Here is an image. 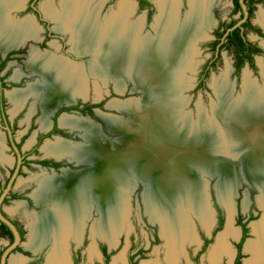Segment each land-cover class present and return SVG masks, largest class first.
Returning a JSON list of instances; mask_svg holds the SVG:
<instances>
[{
  "label": "bare ground",
  "instance_id": "6f19581e",
  "mask_svg": "<svg viewBox=\"0 0 264 264\" xmlns=\"http://www.w3.org/2000/svg\"><path fill=\"white\" fill-rule=\"evenodd\" d=\"M123 1L122 11L106 17L104 22L100 21L98 5L91 9L90 5H81L79 0H63L66 14L62 18L49 2L43 6L48 14L51 13L54 18L60 19L59 29H74L73 48L80 53L88 52L92 55L90 65L94 75L117 78L119 88L129 76L135 83L134 90H143L148 100L116 104L120 111L123 110L129 115L130 120H118L110 116L106 118L112 131L130 132L133 138L131 137L129 142H123V139L120 142L117 139L108 143L107 139L102 141L98 132L96 135L94 132L92 136H85L89 146L95 150L90 149L92 147H75L73 144L61 142L45 144L44 151L47 154H67L73 159L89 157L94 160L93 169L68 174L70 179L65 182L59 178H39V189L43 195L37 194V200L41 203L48 200L55 205L50 213L46 214L44 224L50 222V226L54 227V235L58 237L53 243L47 264L69 263L65 240L70 234L79 239L82 222L88 212L86 207L92 199L103 203L104 225L100 222L97 225H102L104 229L111 225L105 234L101 235L114 244L117 234L113 239L109 236L114 231L115 222L121 218L119 209L123 201L120 197L123 193L131 191L133 184L138 181L149 182L147 197L154 209L156 208L157 216L165 217L161 227L169 242L167 257L172 264H176L175 254L180 251L182 241L194 238L191 223L184 216V212L192 211L205 227H209L212 221L205 184L191 177L188 166L197 168L198 172L204 174L220 176L222 169L227 170L226 167L232 163L230 159L226 160L222 155L217 167L210 170L204 163L209 155L215 158L216 152L220 153L221 141H228V153L233 151L235 156L241 158L245 164V175L249 177L251 184L258 189L259 185H263L259 189L263 191L259 200L264 208V184L258 183H264V91L261 92L256 83L250 81L249 75L246 76L245 84L251 95L246 104L251 106H243L245 101L240 99L239 103L232 104L231 95L227 90L228 82L225 84L227 69L222 76L224 83L219 82L223 105L221 110L217 109V121L203 119L204 115L201 114V124L180 122V112L177 108L179 102L175 100L177 95L174 92L180 90L178 85L182 79L177 80V77L182 78L180 69L188 66L186 56L193 53L194 39L205 32L210 23L208 8L212 0H191L192 11L183 20L179 16L178 0H159L162 14L161 17L155 15L158 23L155 26L156 35L144 37L140 35L141 23L127 22L131 5L130 0ZM20 5L19 0L12 3L0 0V45L5 49L17 45L28 36L37 37V27L32 21L23 20L16 24L9 20L12 8ZM258 18L264 24L263 12L259 13ZM31 53L28 61L30 67L40 71L44 77L42 89L40 86L32 88L33 92L36 90L35 92L44 98L45 113L42 121L40 120L44 126L53 102H71L77 94L86 96L88 82L81 65L34 49ZM182 55L186 62L182 61ZM15 97L13 101L18 104L19 99ZM61 122L81 126L79 120L71 116L62 117ZM218 128L222 132H219ZM229 156L232 159L231 154ZM233 169L229 168L230 171ZM197 177L199 179L198 175ZM218 183L220 200L231 210V194L233 191L234 195L236 193L237 177L232 172ZM184 207L188 209H183ZM232 217L231 215L230 223L222 234L225 239L239 233V230L233 227ZM36 223L31 227L33 233L28 242L31 248L40 247V242L44 241V234H41L44 224L40 226ZM251 226L256 238L247 241L244 250L254 256L244 264H254L256 260L264 258V213L262 218L256 223L254 221ZM120 231L117 229V233ZM223 254H233L227 239H223L213 252L212 264H218ZM12 262L17 264L18 261L12 258Z\"/></svg>",
  "mask_w": 264,
  "mask_h": 264
},
{
  "label": "flooded vegetation",
  "instance_id": "af4514ba",
  "mask_svg": "<svg viewBox=\"0 0 264 264\" xmlns=\"http://www.w3.org/2000/svg\"><path fill=\"white\" fill-rule=\"evenodd\" d=\"M10 1L11 0H9V2ZM19 1H21V5L12 8L8 18L9 20H11L13 23L16 24H19L23 20L32 21L35 27H37V37L28 36L23 40H21L17 45H14L13 47H10L8 49H5L3 48V46L0 45V47L3 48V49L0 48V153L2 154L0 156V198L3 195L5 189L8 187L14 174L17 173L16 177L12 182L9 192L6 194L3 201L1 202L0 209L2 214L16 225L23 242L26 234V229L21 225L20 223L21 220H19V217L17 216L13 217L6 210V206L11 205V203L19 204L20 202H22V204H24L25 207L24 205L23 206L20 205L17 209H15L16 212L19 210L20 213H23L27 217L29 216L28 217L29 219H34L32 221L33 223L37 222L36 224L41 226L45 223V218L47 216L46 214L48 212L50 213V211L52 210L53 203L48 200L47 201L45 200L43 203H41L37 200L38 198L37 194L41 193L43 195L42 190L39 189L40 188L39 178L43 176H44L43 178L46 177H51L54 179L59 178V180L61 179L65 182L70 179L69 178L70 174L83 173L94 166V160L93 159L91 160L89 157L88 159L86 158L73 159L70 157V155L67 154L58 155V156L54 154H47L44 151L45 144L53 141V142H61L65 144H73L75 147H83V146H85L86 148L92 147L89 146L88 139L84 135L86 133L84 129H82L81 127L87 129L86 136L88 135L92 136L94 132L96 133V130H94L93 128L97 129L99 133V134L97 133L99 138L107 139L108 143H111L112 141L115 142V139L113 140L111 138H107V136L104 135V132L109 133L110 136L112 134H115L116 136L118 135L117 139H119L120 142L121 139L124 140L123 142L125 141L129 142L130 139L133 138V136L126 133H123L122 135L121 131L116 132L110 129L108 121L106 120V115H111V116L114 115L103 114L102 112L103 110L100 109V108L103 109V107H105L106 104L105 97L104 96L98 97L97 99H92L91 97L93 93L95 81H94V77L92 76V74L94 73L92 72V70H90V67L88 66L89 56L84 55L87 52L80 53L79 51L73 48L74 47L73 42L75 39L74 29L72 28H69L67 30L59 29V25L61 23L60 19L57 20L56 18H54V16L51 13L48 14L43 7L44 4L49 2L50 4L53 5L54 10L57 11L59 13V16L62 18V16L66 14L63 0H45L44 2L43 0H19ZM178 1H179L178 6H179L180 14L181 13L183 14L184 7H187L188 11L190 10L191 0H178ZM244 1L247 6V11H248L247 16H245V12L243 10L242 5H241V10L235 11L234 0H232L233 8L231 11L230 18L224 19L218 17L217 19H215L213 16L214 21H212L211 19V25L205 28L204 30L205 34L201 36L202 38L200 40L197 41L198 44L201 40L206 39V41L202 42L200 45L203 48V51H206L208 54L199 64L200 66L197 72V83L193 89L194 93L198 91L205 92L208 89V80L212 77L213 73L218 68L219 63L223 58L224 51L232 52L233 61H234V73L238 80L241 79L242 72L246 67L248 68L247 73H249L250 76L252 72L258 74L257 58L261 57V61L264 59V46L258 40L252 39L250 37V34L257 36L258 38L264 37V25L260 21H258L259 24H256L254 22V14L256 8L260 5H264V0H244ZM123 2H124L123 0H79V3L81 5L83 4H85L86 6L90 5L91 9L94 6L98 5L100 7L99 15L101 22L102 21L104 22L106 20V17L108 18L114 13L121 12L123 9ZM214 3L215 1H213V6L211 8L212 15L214 14L213 12L215 7ZM129 5H131V9L130 12L128 13L127 21L130 23L140 20L141 21L140 28L141 31L143 32H146L147 23H149L153 17L155 6L157 11L155 15L157 16L160 13H162L159 0H134V2L130 0ZM187 12L185 13V15L187 14ZM137 14H142V15H140V17H138L136 20L131 21V17H134V15ZM236 15L238 16L235 17ZM245 17H246L245 21L242 22L241 25L236 26L239 27V30L238 31L236 30L235 34L232 35V38L229 39L227 33L228 24L235 21L234 25L231 28H229V30H233L236 28L234 27L236 23ZM153 19L155 22V17ZM244 23L246 24L242 26ZM206 31H208V33H206ZM0 42L2 41L0 40ZM247 43H251L252 47L249 48ZM197 44L196 47L198 46ZM33 49L39 52L50 53L55 56H60L67 59L70 62L81 65V67H83L84 69L83 71L84 75L86 76V79L89 81L88 98L87 96L81 97L78 96L79 94H77L75 99H73L71 102L54 101L50 107V111L46 116L47 121L44 126H42L40 122V120L42 121V117L44 116L45 113L43 106L44 98L42 97L43 100L42 102L40 97L42 95L40 93L35 92L36 90L34 92L32 91L33 87L36 86L41 87V84L43 83L44 80L43 75L41 74L40 71L33 70L31 67L29 68L27 62L31 58L32 55L31 51ZM11 61L14 64H17L19 62L23 64L22 66L23 68L19 69L21 71L16 72L17 76L15 75L14 78L12 79L10 78V74L8 72V64ZM196 65H197L196 61L191 63L190 68H188L190 69L189 72H192L194 68H196ZM26 77L32 78V81L30 83H27V87H24V89L17 90L20 86L19 83L25 80ZM254 79L258 83L259 80L257 81V78ZM13 87L17 89L14 91H8ZM110 87H111L109 89L110 94L118 93L122 96H127V98L124 97L125 100H122L123 98L120 99L122 102L129 101L130 100L129 96L131 94L136 93V91L134 92L132 91V88L130 89V85H128L125 88L124 93H119L115 85ZM187 89L188 88L185 87L183 92H185ZM12 95L14 97L16 95H19L15 97L19 99L18 104L13 101L14 97H12ZM143 95L144 94H142V96ZM133 99L134 98H132V100ZM32 100L33 102L31 103L29 109L30 111L27 116V121H29L27 122V124L30 127L26 132L22 131L19 133L18 116L20 112L23 109H25V107L28 105V102ZM11 107H13V109H10ZM107 107L109 109L116 110L117 112H121L125 116H127V119H124L125 121L130 120L129 115L124 111H120L119 109L110 107L109 103ZM40 112H41V117L38 119V123L33 122V119L28 120L29 117L31 116L33 117L35 114H40ZM100 114H102V116ZM64 116L74 117L75 119L79 120L81 126L63 124L61 122V119ZM84 116L87 117V120H83L82 117ZM22 123H26V121ZM36 124L40 125V129L33 134V136L30 138L27 146L24 149L23 146L27 140V137L30 131H32V129L36 126ZM90 126L92 127L91 130H90ZM113 137L114 135H112V138ZM48 139L50 140L47 141ZM90 149L95 150V148L93 147ZM88 154L90 155L91 151L88 152ZM216 156L218 155L216 154ZM26 170L27 171L38 170L40 174L32 175L31 178L29 179L30 182H28L30 184L27 187L23 189H17L18 178L19 176L23 175ZM192 170L193 168L190 171L192 172ZM43 178H41V180H43ZM217 185H216V192H217V197L220 200L219 193L217 191ZM146 191L147 190L145 189V192ZM145 192L143 194V198L146 196ZM130 197H131V193H130ZM222 204L224 203L222 202ZM214 205L217 210V224L212 231H211L212 228L211 224H210L211 227L209 226L210 228L206 227L209 228L208 231L210 233V237L202 235L203 237L201 239L203 241V245L201 249L198 251V253L192 258L195 264H201V260H200L201 255H203L207 251L209 246L212 244L216 234L218 233V231H220L223 228L225 224V217L223 211L221 210V208L217 203H214ZM209 206H210V202H209ZM86 208L88 212L86 214L85 219L82 222V226L80 230L81 234L79 239L77 240L74 239L73 237H70L71 239L73 238L74 240H77L79 242L78 247L80 248L77 251L73 252L71 264H79L82 261L83 251L81 248L86 246L88 239H90V237L94 239L99 236L100 238L105 239L103 238V235H101L100 230H98V228L97 229L95 228V225L97 226L99 222L103 224L102 222V219L104 217L103 203L102 202L97 203L95 199H92V201L88 203ZM31 209L34 210L32 211ZM121 209H119L120 213L122 211ZM183 209H188V208L184 207ZM184 216L188 220L185 213ZM254 218L255 216L253 215V213H250L247 222L240 213L238 214L237 223L238 225H240V236L239 233L236 236L239 237L237 238L236 249L232 264H235L238 258L240 262L239 264H241L242 262V259L244 257L245 243L247 238L249 237V223ZM154 219L159 220L157 217H155ZM32 222L29 223V229H30L29 238L30 235L33 233L31 227L34 224ZM122 222H123L122 218H118L117 222H115L116 226L114 230L117 229L120 230L122 227ZM3 224L5 223L0 219V236L2 238L8 239V244L0 252V264H1V257L3 252L14 241V233L13 232L12 234L9 233L7 231V228L4 227ZM47 225L49 227L45 228V226ZM110 226L111 225L109 224V226H107L104 229L103 226L101 225L99 228H101L103 232H106V229H109ZM8 228L10 229L9 226ZM53 229L54 227L50 226V222L46 225L44 224L41 231V234H44V241L40 242L41 243L40 247L31 248L27 242V247L31 250L30 252L23 250L22 245H19L12 252V254L14 252L21 251L22 252L21 254L24 257H27L25 259L26 261H28L27 264H38L42 262L43 258L45 259L46 262L45 264H47L48 260L46 261V258L49 257L52 248V242L50 241V239L51 237H56V235H54ZM116 233L117 231L116 232L113 231L112 235H110L109 237L113 239L114 238L113 234L116 235ZM121 235L119 236L118 240L120 239ZM161 235L162 237H164L163 234ZM161 235L157 232V230L154 232L153 238L150 241L148 249L161 242V237H160ZM12 238L13 241L11 242ZM107 240L106 242L108 245L101 244L99 245V248L97 247L101 255L105 257V264H109V258L111 257L110 254L112 253L110 252L111 250L108 249V247L115 246L113 244V241H109V240L107 241ZM183 243H182V248H183ZM148 249H146V247L143 246H138L133 241L128 251L127 264H136ZM185 252H186V248H185ZM9 261H10L9 264H11V257ZM167 263H168L167 260H165L164 264Z\"/></svg>",
  "mask_w": 264,
  "mask_h": 264
},
{
  "label": "rangeland",
  "instance_id": "374dc122",
  "mask_svg": "<svg viewBox=\"0 0 264 264\" xmlns=\"http://www.w3.org/2000/svg\"><path fill=\"white\" fill-rule=\"evenodd\" d=\"M12 1L13 0H11L10 2L12 3ZM44 1L45 0H43V2ZM132 1L134 2V0H132ZM213 1H215V3H214L215 7H214V11H213L214 14L212 15L211 8L213 6ZM190 4H191V1H190ZM232 8H233L232 0H212L210 6L208 8V13H209L212 21H214L213 16L215 19H217L218 17L224 18V19H229L230 15H231ZM178 10H179V6H178ZM187 11H188L187 7H184L183 14L182 13L180 14V11H179L180 15L179 14L178 15L181 17L180 19L183 20L185 18V16L188 13H190L192 10L190 8V10L188 12ZM161 12H162V10H161ZM186 12H187V14L185 15ZM260 12L264 13V5H260L256 8V11L254 14V22L256 24H259L258 21H260V20L258 18V15ZM156 13H157V11H156V6H155L153 17H152L151 21L149 23H147L146 32H143L140 30V35L142 37L147 36V35H150V36L156 35L155 26L158 23H156L157 19L155 20V22L153 19L155 17ZM142 14L134 15V17H131V21L136 20ZM161 14L162 13L159 14V17H161ZM237 16L238 15H236L235 17H237ZM131 23L132 24H136V23L140 24L141 21L137 20L134 22H130V24ZM210 25H211V20H210V23L208 26H210ZM151 26H152V28H151ZM206 33H208V31H206ZM204 34H205V32H202L198 38L194 39V46L192 48L193 53L186 56L188 66H187V68L184 67V69H180L179 74L182 76V78L177 77V80L182 79L181 83H179V85H178L180 90L178 92H174L177 95L175 97V100H178V102H179V107H177V108H179V112H180L179 114L181 117L180 122L182 124H184L186 121H189L190 124H193V125H198V124L203 123L201 121L202 120L201 114L204 115L203 119H207L208 121H215L217 118H219V115L217 114V109H220V107L223 105V103H222L223 100L221 98L222 93L219 91L220 90L219 89V82L221 81V83L222 82L224 83L222 76L226 72L227 69H228V74L226 75L227 78H226L225 84L228 82L229 87L227 90H228L229 94L231 95L233 105L239 103L241 100L242 102L245 101L242 104L243 106H247V107L251 106V105L246 104L247 98H249L251 95V93L248 92V86L245 84L247 75H249L250 81H253L256 83V85L258 86V88L260 89L261 92L264 91V59L261 61V57L257 58L258 74L253 73L251 70L252 73L250 76V74L247 73L248 68L246 67L242 72L241 79L238 80L235 73H234V61H233L232 52L224 51L223 52V58L221 59L219 65H218V68L215 70L212 77L208 80V89L205 92L198 91V92L194 93L193 89L197 83V72H198V69L200 66L199 64L202 62V60L208 54L206 51H203V48L200 45L202 42L206 41V39L201 40L197 44V41L200 40L202 38L201 36H203ZM250 37L254 40H258L264 46V37L258 38L257 36H255L253 34H250ZM196 44L198 45L197 47H196ZM0 48H2V47H0ZM197 51L199 52V54ZM87 53H85L84 55L89 56L88 66L90 67V70H91L90 64H91V60H92L91 59L92 55L89 53L87 54ZM184 55H182V61L186 62L185 60H183ZM195 61L197 62L196 68H194V70L192 72H189L190 69H188V67H190L191 63H193ZM89 62H90V64H89ZM28 65H29V63H28ZM22 66H23V64L21 62L14 64L11 61L8 64V72L10 74L11 79L14 78V76L16 75V72L21 71L19 69L23 68ZM30 66L31 65H29V68H30ZM82 70L84 71L83 67H82ZM92 76L94 77V81L96 83V84L94 83V89H93V93L91 95L92 99H97L98 97L104 96L106 99V101H105L106 104H105V107H103V109L102 108H100V109L103 110L102 111L103 114L114 115V116H111V115L107 116L106 115V118L111 116L112 118L115 117L118 120L127 119V116H125L123 113L117 112L116 110H113V109H109L107 107L108 103H109L110 107H114L115 109H120L116 105L117 103H126V102L139 103V102H143V101L147 100V94L142 89H141L142 91H139L140 89L134 90L135 83L129 78V76L126 77V82L122 85L121 88H119L117 86L118 81H117V78H115V77L108 76V75H105V76L104 75H98L97 76L94 74H92ZM85 78H86V76H85ZM254 78H257V81L259 80L258 83L256 82V80ZM43 79H44V77H43ZM190 79H191V81H190ZM31 81H32V78L26 77L25 80H23L21 83H19L20 86L18 89L13 87V88L9 89L8 91H14L16 89L22 90V89H24V87H27V83H30ZM87 82H88V89H89V81L87 80ZM114 85H115V87L119 93H124L125 88L128 85H130V89L132 88V91L133 92L136 91V93L131 94L129 96L130 97L129 101H126V102L123 101L122 102L120 99L123 98L122 100H125L124 97L127 98V96H122L118 93H111L110 94V90H109L111 88L110 86H114ZM185 87H187L188 89L185 92H183ZM39 88L42 89L43 87H39ZM226 92L227 91H225V93ZM142 94H144V95L142 96ZM179 94H182V95H179ZM78 96L85 97V95H78ZM86 96L88 98V94H86ZM40 97H41V101L43 102L42 96H40ZM183 97H185V98H183ZM132 98H134V99L132 100ZM140 98H142V99H140ZM115 99H117V100H115ZM238 99H240V100H238ZM32 102H33V100L29 101L28 105L25 107V109H23L20 112V114L18 116L19 117V121H18L19 122V131L18 132L19 133L22 131L26 132L28 130V128L30 127L27 124V122H29V121H27V116H28V113L30 111L29 109H30ZM10 109H13V107H11ZM100 115L102 116V114H100ZM40 117H41V112H40V114H35L33 117L32 116L29 117L28 120L33 119V122L38 123V119ZM82 118H83V120H87V117H85V116ZM25 121H26V123H22ZM81 128L84 129L85 133L87 134V131H86L87 129L83 128V127H81ZM39 129H40V125L36 124V126L32 129V131H30V133L27 137V140L23 146L24 149L27 146L30 138ZM91 129H92V127L90 126V130ZM93 129L96 130V132H98L97 129H95V128H93ZM218 131L222 132L219 128H218ZM86 134H84V135H86ZM95 135H96V133H95ZM104 135L107 136V138H111L113 140L115 139V141L118 138V135L116 136L115 134H112V135H114V137L112 138V135L110 136L109 133H107V132H104ZM103 139H102V141H105ZM49 140L50 139H48L47 141H49ZM47 141H45V142H47ZM52 142L53 141H51V143ZM112 142H114V141H112ZM227 142L228 141L223 143V141H221V143H220L221 151H220V153H216V154L218 155V157L220 155V157L224 156V158H226V160H229V159L231 160L232 163L231 164L228 163V164L234 168L233 173L237 177V184L235 183L236 184L235 185L236 186V188H235L236 193L234 195L235 191H233V193L231 194L232 195L231 202H233L231 210H229L228 207H226L224 204H222V202L217 197V192H216V185L218 184L220 176H222V178L227 177L226 173H225L226 175L222 172L220 176H217V175L210 176L209 174H204V173L199 174V172L197 171V168H194L191 172V175H193L192 177L194 178V180L197 179V181H201L205 184V193H206L207 200L209 197L208 206H209V202H210V206L208 208L212 214L211 231L216 227V224H217V210H216L214 203H217L219 205V207L223 211L224 217H225V224H224L223 228L220 231H218V233L216 234L212 244L209 246L207 251L203 255H201V257H200L201 264H212L211 256H212L213 252L215 251V249L217 248V246H219V244L223 241V239H224V241L227 239V243L232 248L233 254H223L221 256L218 264H232L235 249H236L237 238L240 236V225H238V223H237L238 214L240 213L245 218V221L248 220V216L250 213H253V215L255 216V218L249 223V237L246 240V243H247V241L254 240L256 238L254 228H253V226H251V224L254 221H255V223H256V221L258 222L262 218V215L264 213V208L261 207V205H260L261 203L259 200L260 195L263 194V191L262 190L260 191L259 189L261 187H263V185H259L260 187L258 189V187H256L255 185H252L251 181L245 177V171H244L245 164H243V161L241 160V158H238L237 156H235L233 151L229 152L232 156V159L230 158V156H229L230 154L226 150ZM53 143H55V142H53ZM87 145H88V143H87ZM242 166H243V170H242ZM191 167L189 166V170L192 169ZM193 167H195V166H193ZM31 172H33V173H31ZM194 172L196 174V177H197V175L199 176L200 180L198 179V177L196 178L194 176ZM34 174L38 175V174H40V172L38 170L37 171H34V170L27 171L26 170L23 175L19 176L18 181H17V189H23V188L27 187L30 184V183H28V182H30L29 179ZM46 178L48 179V177H46ZM258 183L264 184L263 182H260V181H258ZM147 185H148V187H147ZM149 187L150 186H149L148 181L135 182L131 188V191H129L127 193H123L122 197H120V199L122 198L121 200H123V203L121 205L122 211H121V213L119 211V213L121 215V218L123 221L122 223L124 224V227H122L120 229L121 231L119 233H116L117 237H116V242L114 243L115 246L108 247V249L111 250L110 252H112L110 254L111 257L109 258V264H127L128 263V261H127L128 251H129L133 241L138 246H143V247H146V249H148L150 241L153 238L154 232L157 230V232L160 235L163 234V227H161V225H162V219L164 220L165 217L163 216V218H160L157 216L156 208L154 209V205H152L151 200L147 197V196H149L148 195ZM145 189L147 190L146 192H145ZM144 192H145L146 196L143 198ZM130 193H131V197H130ZM128 199H129V201H128ZM144 200H145V202H144ZM91 201L92 200H89V203ZM181 204H182V200H181ZM20 205L23 206L24 204H22V202H20L19 204L11 203V205L6 206V210L13 217L17 216V217H19V220H21L20 221L21 225L23 227H25V229H26V234H25V238L23 240L22 248H23V250L30 252L31 250L27 247V242H29V239H30L29 238V234H30L29 223L32 221V219L29 220V218H28L29 216L28 217L25 216L23 213H20L19 210L16 212L15 209H17ZM24 207H25V205H24ZM52 209H53V207H52ZM31 210L33 211L34 209H31ZM184 213L187 216L188 221L191 222V224H192L194 238L191 240L190 239L186 240L185 242L182 241V243L184 242L183 248H182V244H180V249H179L180 252H177L175 254L176 258H177L176 262H177V264H195V262L193 261L192 258L198 253V251L201 249V247L203 245V241L201 239L203 237L202 235L210 237V233L208 231L209 229H207L205 227V225L202 223V221L200 220V218L196 214H194L192 211H189V210L185 211ZM231 215L233 216L232 217L233 227L235 229L239 230V236L236 237L238 234V232H237L236 236H229L225 239L222 236V234L225 232V230L227 229V227L230 223L229 220L231 218ZM155 217L159 218V220L154 219ZM163 222H165V220ZM95 228L97 229V228H99V226L97 225ZM100 230H101V228H100ZM116 231L117 230H114V232H116ZM100 232H101V234H105V232H103L102 230ZM120 235H121V237L118 240ZM163 236L164 237H162V235L160 236L161 242L159 244L152 246L150 249H148L145 252V254L138 260V262L136 264H164L165 260H167V262H168L167 264H172V262L169 261L170 259L167 257L169 243L167 242L166 236L164 234H163ZM70 237H73L74 239H76L73 234H70L65 240L66 241L65 245H67L66 249H67L68 255H69V263L68 264H71L73 252L80 249L78 247L79 242L77 240H74L73 238L71 239ZM113 237H115V234H113ZM78 238H79V236H78ZM67 239H68V242H67ZM246 243H245V245H246ZM7 244H8V239L2 238L0 236V252L6 247ZM101 244L108 245L106 240L100 238L99 236L97 238H94V239H92L90 237V239H88L86 246L81 248L83 251L82 252L83 257H82V261L79 264H105V257L103 255H101V253L98 250L99 245H101ZM95 245H96V247H95ZM70 248H71V250H70ZM185 248H186V252H185ZM21 253H22L21 251L20 252H14L11 255V264L16 263V262L15 263L12 262V258L14 260L18 261L17 264H27L28 263V261L25 260V257L21 256ZM253 256H254L253 253L244 250V257L242 259L241 264H244L246 260L252 259ZM45 263H46L45 259L43 258L42 262H40L38 264H45ZM254 264H264V258L259 260V261L256 260V262Z\"/></svg>",
  "mask_w": 264,
  "mask_h": 264
},
{
  "label": "water",
  "instance_id": "95a60500",
  "mask_svg": "<svg viewBox=\"0 0 264 264\" xmlns=\"http://www.w3.org/2000/svg\"><path fill=\"white\" fill-rule=\"evenodd\" d=\"M240 3H241V5H242V7H243V10H244V12H245V16H247V14H248V11H247V6H246V4H245V1L244 0H240ZM245 19H246V17L245 18H243V19H241V20H239L237 23H236V25L234 26V27H236V26H239V25H241V23L242 22H244L245 21ZM123 133H126V134H129L130 132H128V131H122ZM222 160V157H218V156H215V158L214 157H212L211 155H209L207 158H206V161H205V166L206 167H208L207 169H211V168H216L217 167V163L219 162V161H221ZM188 168H189V166H188ZM229 168H233V167H231L230 165H228L227 167H226V169L227 170H224V169H222V172L225 174H227V177H228V174L230 173V174H232V172H233V170H229ZM226 171V172H225ZM190 172V174H191V171H189ZM206 173H207V171H206ZM199 174H201V172H199ZM225 174V175H226ZM16 175H17V173H15L14 174V176L12 177V179H11V181H10V183H9V185H8V187L5 189V191H4V193H3V195L1 196V198H0V206H1V202L3 201V199H4V197L6 196V194L9 192V190H10V188H11V185H12V182H13V180H14V178L16 177ZM210 176H215L216 174H209ZM220 175H221V173H220ZM191 176H193V175H191ZM194 176L196 177V174H195V172H194ZM235 176V175H234ZM221 178L219 179V180H221V181H223L224 179H226L227 177H224V178H222V176H220ZM245 177L248 179V180H250L249 179V177H247L246 175H245ZM219 184V183H218ZM0 219L6 224V225H8L9 227H10V229L12 230V232L14 233V241H13V243L12 244H10L6 249H5V251L3 252V254H2V257H1V264H9L10 263V261H9V259H10V257H11V254H12V252L19 246V245H22L23 244V242H22V238H21V235H20V233H19V231H18V229H17V227H16V225L14 224V223H12L11 222V220H9L7 217H5L3 214H2V212H1V209H0ZM21 256H23L22 254H21ZM48 257V256H47ZM27 257H25V259H26ZM46 261H47V258H46Z\"/></svg>",
  "mask_w": 264,
  "mask_h": 264
},
{
  "label": "trees",
  "instance_id": "16d2710c",
  "mask_svg": "<svg viewBox=\"0 0 264 264\" xmlns=\"http://www.w3.org/2000/svg\"><path fill=\"white\" fill-rule=\"evenodd\" d=\"M234 4H235V11H237V10H241V4H240L239 0H234ZM234 23H235V21L229 23L228 26H227V31H228L227 33H228V38H229V39L232 38V35L235 34L236 30H237V31L239 30V27H236V28L233 29V30H229V28H231V27L234 25ZM245 24H246V23H244L242 26H244ZM247 44H248V47H249V48L252 47L251 43H247ZM238 51H239V49H238ZM3 226L6 227V228H7V231H8L9 233L12 234V231L8 228L7 225L3 224ZM12 241H13V238H12L11 242H12ZM239 257H240V256H239ZM239 263H240V262H239V258H238L235 264H239Z\"/></svg>",
  "mask_w": 264,
  "mask_h": 264
},
{
  "label": "crops",
  "instance_id": "0c3cea01",
  "mask_svg": "<svg viewBox=\"0 0 264 264\" xmlns=\"http://www.w3.org/2000/svg\"><path fill=\"white\" fill-rule=\"evenodd\" d=\"M58 239V237H51L50 241L52 242V247H53V243ZM67 247V245H66Z\"/></svg>",
  "mask_w": 264,
  "mask_h": 264
}]
</instances>
